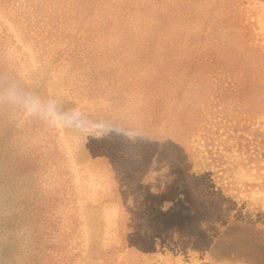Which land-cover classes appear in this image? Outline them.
Returning <instances> with one entry per match:
<instances>
[{"label":"rangeland","instance_id":"rangeland-1","mask_svg":"<svg viewBox=\"0 0 264 264\" xmlns=\"http://www.w3.org/2000/svg\"><path fill=\"white\" fill-rule=\"evenodd\" d=\"M120 5L63 53L0 7L5 80L104 125L5 110L1 170L30 160L0 181V264H264V0Z\"/></svg>","mask_w":264,"mask_h":264},{"label":"trees","instance_id":"trees-1","mask_svg":"<svg viewBox=\"0 0 264 264\" xmlns=\"http://www.w3.org/2000/svg\"><path fill=\"white\" fill-rule=\"evenodd\" d=\"M105 2L106 4H111V6L114 7V10L115 8H119L123 11V7L120 5V0H0V7H11L14 12V17L21 24V29L25 32L26 37H31L33 31H36L37 35L40 37H42V34L46 33L44 37L49 39V43L53 44L56 49H60L59 43H63L64 40L70 39L69 43L65 42L66 48H61L63 53L72 43L71 39L75 38L79 32V29L75 28L76 23L78 22L80 25V22H82L83 19H86L87 14H90V12H93L95 9H100ZM97 14H102V12H98ZM108 15L104 14L101 17L103 19H108ZM118 16L123 18L122 13L118 14ZM36 28H39V31L35 30ZM103 36L106 37V34ZM0 38V68H3L7 65L6 53L2 49L5 37L1 34ZM50 39H53V41H50ZM89 43L91 44V42ZM86 44L82 49L84 52H87L88 50L85 48ZM75 50L76 49H74V51ZM74 51L72 49L69 55L74 57L76 54L80 53L75 54ZM0 79L5 80V76L1 74V71ZM5 116V110H0V181L1 178L6 177V180L8 181L7 185H10L9 187L13 188L14 185L12 181L15 175L17 177V173L20 176V174L24 172H21V169L25 164H29L26 162L30 159H27L25 163L24 161L19 163V170L17 171L14 170L11 163L7 164L4 173L3 170H1L3 159H7L8 161V151L4 148L5 140L6 137L12 136V126L7 122H3ZM4 135L6 137H4ZM18 171H20V173ZM24 176L28 182L33 181V177L31 175ZM30 189H32V187ZM2 191L4 190L2 186H0V194ZM27 193L28 192H25L24 194L26 195ZM34 194L35 191L33 192V195ZM32 199H34V196ZM42 200L43 199H41V201ZM43 208L44 205L40 207V211ZM35 210L38 211V208ZM40 215L43 216L42 214ZM1 261L2 257L0 254V262Z\"/></svg>","mask_w":264,"mask_h":264},{"label":"clouds","instance_id":"clouds-1","mask_svg":"<svg viewBox=\"0 0 264 264\" xmlns=\"http://www.w3.org/2000/svg\"><path fill=\"white\" fill-rule=\"evenodd\" d=\"M0 110L81 135L89 132L98 134L104 127L103 124L90 122L79 107L61 110L56 100L26 86L24 78L19 75H10L7 80L0 79Z\"/></svg>","mask_w":264,"mask_h":264}]
</instances>
